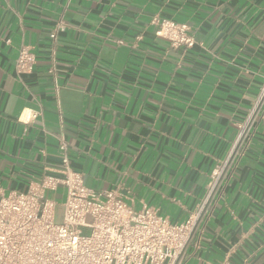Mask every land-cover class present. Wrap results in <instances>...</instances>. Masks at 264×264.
<instances>
[{"label": "crops", "instance_id": "crops-1", "mask_svg": "<svg viewBox=\"0 0 264 264\" xmlns=\"http://www.w3.org/2000/svg\"><path fill=\"white\" fill-rule=\"evenodd\" d=\"M60 138L86 187L174 224L224 166L183 264H264V0H0V197L59 176ZM47 193L60 220L65 189Z\"/></svg>", "mask_w": 264, "mask_h": 264}, {"label": "built area", "instance_id": "built-area-1", "mask_svg": "<svg viewBox=\"0 0 264 264\" xmlns=\"http://www.w3.org/2000/svg\"><path fill=\"white\" fill-rule=\"evenodd\" d=\"M152 24L157 27L156 36L171 46H193L186 24L156 18ZM63 27L58 22L49 34L52 46ZM34 63L30 48L21 46L16 75L31 73ZM54 64L52 51L50 73ZM243 133L244 128L238 141ZM58 151L61 168L54 171L59 176L43 175L25 192L0 197V264H183L185 248L224 166L213 174L201 206L183 223L174 224L153 207L143 205L135 210L116 191L96 192L86 187L82 175L70 168L68 144L62 138ZM230 158L231 154L224 165ZM59 187L65 189L60 220L57 203L46 197Z\"/></svg>", "mask_w": 264, "mask_h": 264}, {"label": "rangeland", "instance_id": "rangeland-1", "mask_svg": "<svg viewBox=\"0 0 264 264\" xmlns=\"http://www.w3.org/2000/svg\"><path fill=\"white\" fill-rule=\"evenodd\" d=\"M46 197H47V198H48V197L50 198V196H49V194H48V193L46 194Z\"/></svg>", "mask_w": 264, "mask_h": 264}]
</instances>
